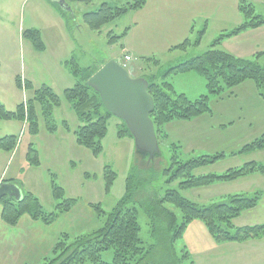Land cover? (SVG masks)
<instances>
[{"label":"trees","instance_id":"1","mask_svg":"<svg viewBox=\"0 0 264 264\" xmlns=\"http://www.w3.org/2000/svg\"><path fill=\"white\" fill-rule=\"evenodd\" d=\"M90 2L91 0H78ZM146 0H128L122 5H110L102 2L94 11L83 13L82 20L91 31H100L102 26L131 10H139ZM238 10L242 15V22L234 28L220 33L212 42L209 49L182 61L163 72L159 76L146 78L147 92L153 101V108L149 115L152 121L155 136L160 146V138L167 139L165 125L172 121H189L202 114L210 113V96L219 97L244 81H252L261 97H264V64L257 59L240 58L231 53L215 48L224 38L239 34L247 29L264 24V18L255 13L253 5L246 0H239ZM126 35L124 30L120 35L108 34V43H116ZM23 36L32 42L33 47L44 50V43L40 32L36 29H27ZM199 39L192 45L198 43ZM190 45L184 40L174 46L175 49H184ZM264 53V52H263ZM262 53V54H263ZM258 56V55H257ZM150 64L156 65V58H146ZM152 61V62H151ZM70 72L76 77L72 87L62 91V97L70 103L77 118L83 122L73 134L77 145L85 147L97 157L103 150L100 139L106 134V122L109 111L101 103L100 97L86 84L87 79L97 70L94 68H80L72 58L65 62ZM194 72L201 75L205 81L206 94L190 100L182 93H176L169 79L178 74ZM16 84L20 87L19 78ZM25 89L32 91L26 104L19 103L14 110H7L0 102V120L25 121L26 130L35 135L39 131V119L44 122L48 133L57 130V123L53 119L52 111L60 105V96L47 84L34 88L30 81H25ZM104 109V115L101 110ZM61 126L69 130L65 120ZM130 136L126 124L121 120L118 136ZM17 137L7 135L0 138V150L11 151L16 144ZM181 146L171 142L169 165L161 170L160 176L168 186L176 183V188H165L161 195L152 185L157 175L153 169L156 160L160 159L161 152L152 159L144 152L135 149L134 165L126 178L124 196L108 213L102 210L100 203L90 204L97 213L105 216L104 223L98 229L70 239L69 235L62 233L55 242L52 253L53 258L45 259L43 264H194L189 251L184 246L177 247L187 227L193 221L201 222L208 235L216 244L228 242H244L264 236V223L235 227L233 220L242 212L257 206L261 194L254 192L247 194H226L221 201L207 205L200 204L184 197L181 191L193 188L207 187L216 183L230 182L253 173L264 174V164L249 161L238 167H232L220 174H194V170L214 163L224 157V153L214 155H201L188 160L181 159L179 151ZM264 149V131L240 149L230 155H240ZM28 164L38 165L36 151L29 147L27 152ZM88 176V173L86 174ZM105 191L110 188L115 172L109 166L104 168ZM3 190L12 186L20 188L18 182L12 179L2 180ZM50 194L56 205L54 210L46 211L40 200L30 192H23L18 200L9 197L0 191V218L7 225L14 226L18 220L26 215L32 220L45 225L52 224L60 214L70 211L77 199L65 196L64 189L56 182L54 174L50 179ZM149 187V190L147 189ZM143 190L138 199L135 192ZM166 204H172L181 213V221ZM131 205V206H129ZM141 207L148 218L150 236L153 243L147 247L142 245L139 237L140 226L137 220V209ZM112 250L111 261H103L101 253Z\"/></svg>","mask_w":264,"mask_h":264},{"label":"rangeland","instance_id":"2","mask_svg":"<svg viewBox=\"0 0 264 264\" xmlns=\"http://www.w3.org/2000/svg\"><path fill=\"white\" fill-rule=\"evenodd\" d=\"M63 1L67 6L66 11L60 7L61 5L58 3L56 5L52 3L51 0H0V59L2 62L0 80L5 88L13 90L16 94L13 97H11L10 93L6 92L0 94L5 105H3L1 101L0 102L5 109L9 110L6 107H12V110H14L16 107L13 106L14 103L18 105L26 100V98L30 97V90L25 91L16 86V73H19L22 77L25 73L32 75L35 79V87L46 84L47 81H52V85H47L54 89V91H57L56 93L61 97L60 105L55 107L52 111L53 119L57 122L59 130H61L62 120H66L71 130H74L78 126L83 125V122L77 118L70 103L62 97V90L67 88V86L59 77L63 75L64 72H68L69 66L65 65V67L61 66V68H59L58 64L60 62L56 60L61 59V61H70V59L73 58L80 66L96 65L95 67H98L109 60L118 59L122 54L121 39L116 43L109 44L108 34L120 35L128 25V15H122L104 24L98 32L91 31L87 27L82 20V15L83 13L94 11L102 2H108L111 5L118 6L127 2V0H91L87 3L78 0ZM52 4L55 8L57 6L59 12L64 14V21L59 20V15L55 12V8L52 7ZM30 27L39 29L42 32V36L48 48L47 53L44 54L34 49L30 41L21 37V31ZM55 31H60L64 34V38L62 40L58 37L55 38L53 36ZM210 45L211 44L208 43L207 46H204L200 54L209 49ZM55 50L56 52L53 53L51 62H49V64L45 63V58L51 57V52ZM189 57L191 58V56ZM155 58L159 60L156 65L152 63L148 65L142 58L137 57L132 61L135 66L140 65L139 67L146 71L147 74L151 75L159 72L160 75L168 69L167 65L168 62H170L171 55L163 56L162 54H157ZM263 63L264 61L259 62L261 65ZM73 85L74 84L69 87ZM194 88L193 81L189 79H179L174 83V89L176 91H180L181 89H191L193 91ZM228 92L229 91L219 97L210 96V109L212 112H229L227 106L231 105L233 112H250L251 109H254L255 112H262L260 118L264 117V106L261 105L264 104V97L260 98L259 96H255L256 98L251 97L249 100L242 99V101L234 98L228 100L226 97ZM259 93L262 92L259 91ZM204 94H206V91ZM104 112L105 110L102 109L101 113L103 115ZM120 121L121 119L114 115L108 117L106 122V134L100 139L103 150L97 157L93 156L85 147H79L75 143L72 134L69 133L70 135L67 134L64 139V141L67 142L65 147L59 150L61 152V158L48 163L47 165H49V167L46 163L41 161L40 168L38 166L34 171L35 175H38V172L41 175H45V179L51 177L50 173H56L58 176V180H56L57 183H61L62 187H65V196L77 199L76 205L72 211L67 215L65 213L60 214L53 224L56 231H63V233L69 235L70 239L77 235L90 233L103 225L105 216L97 213L95 208L90 206V204L100 203L102 210L108 213L124 196L126 178L135 161V146L132 137L128 135L122 137L118 136ZM5 122L4 120H0V124H4ZM11 122L16 123L17 121L11 120ZM189 125L190 124H187L185 126ZM241 126L242 125L236 126L233 129H228L218 134V136L224 138L227 136L229 137V141L231 142L229 146H227V144H217L215 146L217 148H192L193 146L191 145H185L183 148H179L181 159L188 160L201 155L224 153V157L216 162L194 170V174L196 175L209 173L220 174L229 168L236 167V165L240 166L251 159L258 162L260 161L264 164V149L252 153L235 156L230 155L231 152L237 151L244 144L249 143L264 131V122L263 126L254 123L248 130H242ZM190 133L191 131L188 128L187 135ZM15 135L18 137L17 143L20 150L15 156L5 161L6 164H4L8 173H13L18 166L24 165L25 163L27 164L28 157L26 156L27 160L24 159V147L29 143L48 140L47 136H49L44 128L42 119H39V131L37 134H29L27 130L22 128L21 131ZM57 140H60L59 137ZM170 143L171 141L168 139L164 137L160 138L159 149L161 157L156 160L153 165V169L157 170L158 173L152 181V185L158 190L159 195L163 193L165 188H176V183H173L172 186H168L164 182L162 176H160L161 170L166 168L170 162ZM67 155L70 156V160L73 161L72 163H74V165H72V163L70 164V160L66 161ZM106 166H109L111 170L115 172V176L107 192L105 191V180L103 176ZM49 168L50 171L48 170ZM87 173L88 176L86 175ZM32 174V172L28 173L30 176V185L34 186L35 183L32 181ZM260 178V180L254 182L253 187L257 188H255L253 192L246 193L247 195H251L255 191H261L264 196V177ZM3 179L8 178L4 177ZM217 184L209 187L184 190L181 191V193L184 197L192 201H195L197 197L205 199L199 202L200 204L207 205L222 200L216 197L218 191L220 193L229 192L231 189L230 186L233 185L235 187L236 185H240V183L229 184V186ZM25 187L27 189V184ZM34 189L36 193L40 195L44 209L46 211L54 209L57 201H52L51 199L53 204L50 206L49 197L46 195V189H41L40 182L36 184ZM147 189L149 190V187H147ZM23 191L27 192L24 188L23 190L21 189V194ZM142 193L143 190L135 192V199H138ZM196 193H199V195H195ZM165 206L175 213L177 222L179 223L181 221L180 211L172 204H166ZM135 207L137 209V220L140 226L139 237L142 240V245L147 247L153 243V239L150 236L148 218L141 207L138 205H135ZM263 223L264 197L258 202L255 208L242 212L239 217L233 220V225L235 227ZM187 237L188 236L185 238ZM183 244L184 241L181 239L177 242V247L179 248ZM187 244L189 245V253L194 264H231V255L224 261L222 260L224 255L220 248H213L209 251L216 243L212 242V238L208 235L207 231L205 235L201 234L198 237L187 239ZM112 253L111 249L103 251L101 253V259L107 262L111 261ZM53 257L54 255L52 254L49 259ZM44 262L45 260L27 263L43 264ZM83 264H89V262Z\"/></svg>","mask_w":264,"mask_h":264},{"label":"crops","instance_id":"3","mask_svg":"<svg viewBox=\"0 0 264 264\" xmlns=\"http://www.w3.org/2000/svg\"><path fill=\"white\" fill-rule=\"evenodd\" d=\"M246 1L250 2L254 7V11L264 18V0ZM238 2L239 0H146L145 5L141 9L131 10L124 14L128 15V25L124 29L126 30V35L121 38L122 54L116 60H119L123 54H129L130 56H132V60L135 57L142 58L143 61L149 65V63L146 61V58H155L157 54H162L163 56L171 55L170 62H168L167 65V68H170L171 66L187 60L188 58H190L189 56L192 57L194 55H198L200 54L202 48L204 46H207L208 43L212 44L214 39L220 33L228 31L242 22L243 18L238 10ZM52 7H54L53 4ZM54 10L59 15V20L64 21V14L59 12L57 7ZM27 29L35 28L30 27ZM27 29L21 31V37L30 41L23 36V32ZM36 30L40 32L41 39L45 45L44 50L41 51L45 54L47 53L48 49L47 45L42 36V32L39 29ZM53 36L55 38L58 37L60 40L64 38V34H62L60 31H55ZM197 39H199L198 43L192 45V43ZM184 40H189L190 45H188L184 49L173 48ZM30 43L32 44L31 41ZM215 48L231 53L236 57L247 59L255 58L257 59L258 63L263 62L264 24L255 28L247 29L239 34L226 37ZM55 52L56 50L52 51L51 57L45 58L44 62L49 64V62H51L53 58V53ZM132 60L128 69L129 73L132 76H144L146 78L159 76V72L151 75L147 74L146 71L139 67L140 65L135 66ZM56 61L60 62L58 64L59 68H61V66L65 67V62H67L66 60L61 61V59H57ZM1 63L2 62L0 59V68ZM78 66L80 68H93L96 65L80 66L78 64ZM18 77H20V79L30 81L32 86L34 88H37L35 87V79L32 77V75L25 73L22 77L21 75H19V73H16L15 84L16 78ZM59 77L61 81L67 86V88H69V86L76 82V77H74L70 70H68V72H64L63 75ZM179 79H189L193 81L195 87L194 90L192 91L191 89H181L180 91H176L174 89V83ZM169 81L176 93H182L190 100L198 98L206 91L205 81L203 77L194 72L174 75L169 79ZM46 84L52 85L53 82L47 81ZM5 92L10 93L11 97L16 95L13 90L5 88L4 84L1 83L0 80V94H3ZM30 92L32 93V91ZM255 96H259L261 98L255 84L252 81L247 80L240 85L232 88L228 92V95L226 97L228 100L234 98L236 100L242 101V99L249 100L251 99V97ZM0 101L3 103V105H5L1 97ZM212 104L214 105L213 102ZM261 105L264 106V104ZM13 106H16V103H14ZM6 108H8L9 110L13 109L12 107ZM227 110L229 112L211 111L210 113L202 114L187 122H169L164 128L167 133V139L171 142H176L177 144L181 145L182 148L185 145H191L193 146L192 148H213L217 144H227V146H229V143H231L229 141V137L227 136L226 138H224L218 136L220 132H225L228 129H233L234 127L240 125H242V130H248L254 123L263 126L264 117L260 118L262 112H255L254 109H251L250 112H233L231 105L227 106ZM187 124H190L192 126H185ZM22 128H24V123L22 121L12 123L11 120H8L4 124H0V138L7 135L16 136L15 134L20 132ZM188 128L191 131L189 135H187ZM74 130H71L69 126V130L67 131L61 126V130H59L57 127V130L54 133H48L46 131L47 134H49V136H47L48 140L46 139L39 142L29 143L26 147L23 148L25 151V160H27L26 156L29 147H32V149L36 151V155L39 161L38 165H29L27 161V164L25 163L24 165L18 166V168L15 169L13 173H8V171H6L5 161L9 160L11 157L15 156L17 152H19L20 147L18 143L15 144L14 148L11 151L7 152L0 150V182L2 180H6L3 179L4 177L18 182L22 190L25 188L27 192L35 195L42 204L40 195L36 193L34 189L36 184L40 182L41 189H46V195L49 197V204L51 206L53 204L52 201H54L50 194L49 187L51 177L45 179V175H41L39 172L38 175H35L34 171L38 168V166L40 168L41 161L43 163H46L47 165L48 163L61 158V152L59 150L65 147V144L67 143L64 141V139L69 133H71L72 137H74L75 139V136L73 134ZM58 137L60 140H57ZM261 150L263 149L256 151ZM67 160H70L69 155L66 156V161ZM250 161L255 160L251 159ZM69 162L71 164L73 161L70 160ZM259 163L261 162L259 161ZM72 165H74V163H72ZM47 166L49 167V165ZM238 166L236 165V167ZM48 170L50 171V168ZM30 172L33 173L32 181H34L35 183L34 186L30 185V176L28 175V173ZM51 174L53 175V173H50V175ZM54 176L55 180H58V176L56 173H54ZM260 177H264V174L253 173L230 182H223L218 184L216 183L217 185L228 186L229 184L240 183V185H236L235 187L233 185L230 186L231 189L229 192L226 191L220 193L218 191L216 193L218 194L216 195V197L223 199L226 194H248L249 192H253L255 188H257L253 187L254 182L256 180H260ZM26 184L27 189L25 187ZM59 185L62 187L61 183ZM255 192H260V200L264 197L261 191ZM195 195H199V193H196ZM196 200V202H199L200 200L205 199L197 197ZM42 206L44 208L43 204ZM72 209L65 214H69ZM52 210L50 209V211ZM54 223L55 222L50 225H45L39 221L32 220L29 216L24 215L18 220L16 225L10 226L4 223L0 218V264H28L27 262H39L42 260L44 261L45 259H49L50 255L53 254L52 249L55 242L59 238L60 234L63 233V231H56L53 226ZM201 234H206L204 225L199 221L191 222L182 237V240L184 241V244L182 246L190 251L189 245L187 244V239L198 237ZM186 236L188 237L185 238ZM212 242L215 243L213 240ZM213 248L221 249L224 255L222 259L223 261L229 255H231V264H264V236L258 239H250L240 243L228 242L215 244L209 249V251Z\"/></svg>","mask_w":264,"mask_h":264},{"label":"water","instance_id":"4","mask_svg":"<svg viewBox=\"0 0 264 264\" xmlns=\"http://www.w3.org/2000/svg\"><path fill=\"white\" fill-rule=\"evenodd\" d=\"M53 1L67 9L63 0ZM86 84L98 93L106 110L126 124L135 149L152 159L159 152V146L149 118L153 101L147 92L148 81L130 76L117 61L109 60L87 79ZM0 191L15 200L20 198V192L14 186L4 191L1 184Z\"/></svg>","mask_w":264,"mask_h":264},{"label":"built area","instance_id":"5","mask_svg":"<svg viewBox=\"0 0 264 264\" xmlns=\"http://www.w3.org/2000/svg\"><path fill=\"white\" fill-rule=\"evenodd\" d=\"M130 60V57L129 56H125L124 57V61H123V65L125 66L126 63Z\"/></svg>","mask_w":264,"mask_h":264}]
</instances>
